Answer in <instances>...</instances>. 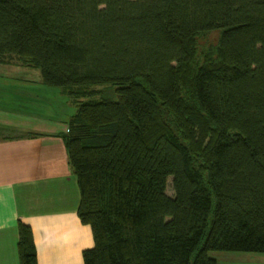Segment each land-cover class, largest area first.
Segmentation results:
<instances>
[{"label": "trees", "instance_id": "trees-1", "mask_svg": "<svg viewBox=\"0 0 264 264\" xmlns=\"http://www.w3.org/2000/svg\"><path fill=\"white\" fill-rule=\"evenodd\" d=\"M13 59L77 106L61 135L95 241L84 264L264 253V0H0ZM18 231L20 264H39Z\"/></svg>", "mask_w": 264, "mask_h": 264}, {"label": "crops", "instance_id": "crops-1", "mask_svg": "<svg viewBox=\"0 0 264 264\" xmlns=\"http://www.w3.org/2000/svg\"><path fill=\"white\" fill-rule=\"evenodd\" d=\"M6 65L13 70L0 72V264H20L19 221L33 229L39 264H84L83 252L95 241L77 214L78 178L61 135L74 114L43 122L34 110L47 90L42 77Z\"/></svg>", "mask_w": 264, "mask_h": 264}, {"label": "rangeland", "instance_id": "rangeland-1", "mask_svg": "<svg viewBox=\"0 0 264 264\" xmlns=\"http://www.w3.org/2000/svg\"><path fill=\"white\" fill-rule=\"evenodd\" d=\"M217 38H218L217 33L201 38L199 40V51H203L209 43L216 42ZM12 61L14 63L10 62V64H17L16 59H13ZM23 66L28 67L31 70L30 72L31 76L35 75L36 77L41 78V75H40L41 72L38 68L34 70L32 69V66H25V65ZM7 67L8 66L6 64L4 65L3 68L2 66H0V72H3L5 69H7ZM10 70H13V69H10ZM14 72H19V71H14ZM41 79H40V82L36 84V87L41 85ZM44 85L45 84L43 83L41 87L42 88L46 87L45 89L47 90L43 93L42 96L38 94V98L36 97L37 103H35L36 106L34 109L35 111L37 110V116L39 118L41 117L43 122H46V120L48 121L54 118H59L62 121L63 120L66 121L72 116V114H75L77 110L75 101H73L68 95H66L61 88L50 87L47 85L44 86ZM98 88L101 89L102 87L100 86ZM21 99L23 100V97ZM99 99H101V96H96L94 99L87 98L84 100L89 101V100H99ZM168 194L169 195L174 194L173 188H172V179H169ZM209 254L212 257L217 258L218 264H264V253L211 251ZM226 255L227 256L230 255L228 260L225 258ZM239 255H243V256L239 257Z\"/></svg>", "mask_w": 264, "mask_h": 264}]
</instances>
